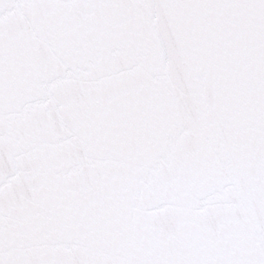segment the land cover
<instances>
[{
	"label": "snow or ice",
	"instance_id": "6c2138e0",
	"mask_svg": "<svg viewBox=\"0 0 264 264\" xmlns=\"http://www.w3.org/2000/svg\"><path fill=\"white\" fill-rule=\"evenodd\" d=\"M0 264H264V0H0Z\"/></svg>",
	"mask_w": 264,
	"mask_h": 264
}]
</instances>
